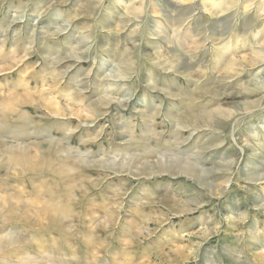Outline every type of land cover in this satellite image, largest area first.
<instances>
[{
	"label": "rangeland",
	"instance_id": "rangeland-1",
	"mask_svg": "<svg viewBox=\"0 0 264 264\" xmlns=\"http://www.w3.org/2000/svg\"><path fill=\"white\" fill-rule=\"evenodd\" d=\"M0 264H264V0H0Z\"/></svg>",
	"mask_w": 264,
	"mask_h": 264
}]
</instances>
